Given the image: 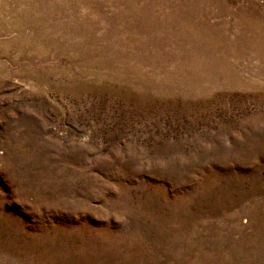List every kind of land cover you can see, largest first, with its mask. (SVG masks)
<instances>
[{"label":"rangeland","instance_id":"rangeland-1","mask_svg":"<svg viewBox=\"0 0 264 264\" xmlns=\"http://www.w3.org/2000/svg\"><path fill=\"white\" fill-rule=\"evenodd\" d=\"M0 264H264V0H0Z\"/></svg>","mask_w":264,"mask_h":264}]
</instances>
